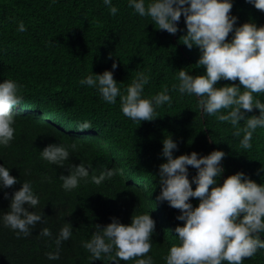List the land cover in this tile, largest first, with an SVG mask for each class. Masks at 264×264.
<instances>
[{
	"label": "trees",
	"instance_id": "obj_1",
	"mask_svg": "<svg viewBox=\"0 0 264 264\" xmlns=\"http://www.w3.org/2000/svg\"><path fill=\"white\" fill-rule=\"evenodd\" d=\"M112 3L118 9L115 15L109 13L103 0H0V78L26 80L25 91L42 108L62 115L76 132L83 134L89 129L79 130L76 125L88 120L98 138L108 141L98 146L89 136H76L71 140L77 147L71 149L69 159L63 166H52L41 160L39 152L47 142L61 140L63 135L27 119L21 126L22 137H15L6 150L0 148V164L8 166L11 175L29 180L32 185L37 182L35 193L40 204L35 210L42 209L44 218V223L37 222L27 236H17L14 230L0 224V264H114L102 259L90 261L82 242L90 239L95 224H107L114 216L127 224L132 215L145 212L155 221L152 248L147 255L152 256L154 264H166L163 257L170 246L178 243L175 226L183 221L176 219L178 209L167 201L156 200L160 192L158 167L166 159L161 155L164 136L171 135L177 141L174 156L193 150L207 154L222 149L224 172L218 183L238 170L264 183V128L253 133L250 149H242L239 141L243 133L233 135L235 129L230 122L202 111L197 103L199 97L182 95L173 87L178 84L180 68L193 75L205 70L196 65L198 46L189 49L179 39L187 31L183 14L178 31L169 34L156 28L149 17L135 13L127 0ZM231 13L237 17L236 26L244 22L264 24V11L249 0H233ZM19 21L25 25L23 32L16 30ZM231 36L230 32L226 39ZM113 60L118 65L114 79L121 91L137 72L143 71L150 76L143 94L151 96L167 88L172 103L157 107V116L152 120L133 121L122 113L119 96L115 104H109L100 99L96 90L94 94L71 84L73 76L110 70ZM232 83L238 84V78L218 80L216 86ZM254 96L264 102V93ZM258 114L256 108L245 113ZM243 125L242 120L237 127ZM79 163L91 165L89 177L109 168L120 171L99 185L89 178L66 192L60 186V175L68 174L69 164ZM195 173L196 169L189 166V179ZM119 177L123 182L117 187ZM9 188H0V193L4 196ZM8 193L10 197L12 193ZM6 200L9 206L10 199ZM190 200L194 206L199 202L198 198ZM66 222L73 226L72 236L61 243L59 259L49 260L46 253L55 250V236ZM42 227L49 228L52 236L39 235ZM260 236L264 239V233ZM120 264H134V260H121ZM242 264H264V249L244 258Z\"/></svg>",
	"mask_w": 264,
	"mask_h": 264
},
{
	"label": "clouds",
	"instance_id": "obj_2",
	"mask_svg": "<svg viewBox=\"0 0 264 264\" xmlns=\"http://www.w3.org/2000/svg\"><path fill=\"white\" fill-rule=\"evenodd\" d=\"M249 2L264 11V0ZM103 3L110 14L117 13L112 0H103ZM127 3L139 16L149 17L156 28L169 34L178 31V21L183 14L187 31L179 39L189 49L198 46L200 55L196 65L204 66L205 70L193 75L180 68L178 84L173 87L182 95L199 97L197 103L202 111L216 114L219 121L230 122L235 129L233 135L243 133L240 147L250 149L253 133L264 128V102L254 96L264 93V24L244 22L236 26L237 17L231 13L233 0H127ZM16 30H26L22 21L17 22ZM230 32L231 39H226ZM117 66L113 60L110 70L73 76L71 84L94 94L96 90L100 99L109 104H115L119 96L122 113L133 121L152 120L157 116V107L172 103L167 88L151 96L143 94L150 80L143 71L137 72L121 91L113 75ZM237 78L238 84L216 86L218 80L236 81ZM25 88L26 80L14 76L0 78V148L6 150L15 137H22L21 126L27 119L63 135L61 140L47 142L39 152L41 160L52 166H63L69 159L71 149L77 147L71 140L76 136H89L98 146L107 144L106 139L98 138L90 121L76 125L79 130L89 129L86 134L76 132L66 118L42 108ZM254 108L259 109L258 115H245ZM220 109L227 111L220 113ZM242 120L243 127H237ZM177 148V141L171 135L163 137L161 155L166 159L158 167L160 192L156 200L167 201L170 207L178 209L176 219L183 221L175 226L178 243L170 246L163 257L166 264H222L225 261L242 264L244 258L253 257L259 249H264V239L260 236L264 233V183H257L240 170L218 183L224 172L222 149H213L207 154L193 150L174 156ZM189 166L196 169L191 179ZM67 167L68 174L60 175V186L66 192L89 178L99 185L120 171L109 168L89 177L91 165L79 163ZM122 182L120 177L115 181L117 187ZM36 183L32 185L29 180L11 175L10 168L0 164V188L10 187L8 192L12 193L10 197L6 191L4 196L0 193V212H3L0 224L14 230L17 236H27L37 222L44 223L42 209L35 210L40 204L35 193ZM4 197L10 199L9 206ZM190 197L198 198V204L194 206ZM72 229L70 222L59 229L54 240L55 250L46 253L49 260L59 259L60 245L72 236ZM154 231L155 221L149 212L132 215L127 224L114 216L107 224H95V231L90 239L82 242V247L90 253V261L102 259L120 264L121 260H134V264H154L152 256L147 255L152 248ZM39 235L51 237L52 232L42 227Z\"/></svg>",
	"mask_w": 264,
	"mask_h": 264
}]
</instances>
